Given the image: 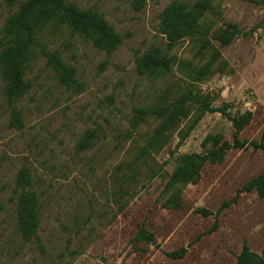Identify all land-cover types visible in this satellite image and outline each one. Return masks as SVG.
Here are the masks:
<instances>
[{
	"label": "rangeland",
	"instance_id": "1",
	"mask_svg": "<svg viewBox=\"0 0 264 264\" xmlns=\"http://www.w3.org/2000/svg\"><path fill=\"white\" fill-rule=\"evenodd\" d=\"M68 1L103 14L122 44L107 56L83 37L59 36L52 48L76 69L82 89L66 90L38 60L26 75L30 88L16 105L21 129L11 126L0 77V264H235L244 242L264 257V198L255 191L239 193L264 172L263 150H229L222 162L202 168L196 184L182 188L179 208L164 207L170 195L164 188L180 156L204 154L207 135L221 134L232 142L226 116L206 113L178 147L174 134L158 153L137 157L156 124L147 118L132 128L134 111L170 103L190 82L178 66H202L208 60L185 39L170 51L175 63L168 75L138 73L136 59L151 46L166 45L159 16L174 0H141L139 9L136 0ZM13 10L0 0V36ZM227 24L236 25L240 34L221 47L213 35ZM201 25L225 66L194 89L211 95L213 107H228L231 116L250 111L252 119L239 139L259 142L264 6L255 0H218ZM87 130L96 138L78 152L76 144ZM23 168L39 199L38 244L25 242L16 226V178ZM141 229L153 240H136ZM181 249L183 257L170 256Z\"/></svg>",
	"mask_w": 264,
	"mask_h": 264
},
{
	"label": "trees",
	"instance_id": "2",
	"mask_svg": "<svg viewBox=\"0 0 264 264\" xmlns=\"http://www.w3.org/2000/svg\"><path fill=\"white\" fill-rule=\"evenodd\" d=\"M2 1L14 10L5 19L1 30L0 77L4 82V96L10 108L11 126L21 129V115L16 105L30 88L26 75L38 60L45 62V66L53 72L56 80L66 90L79 92L82 89V85L77 81L76 69L63 60L59 48H52L59 36L66 34L69 37H83L107 56L122 44V36L107 23L103 14L89 8H81L68 0ZM216 1L218 0L170 2L159 16L158 31L165 39V47L151 46L136 59V68L140 75L163 78L171 72L175 63V58L170 52L175 44L190 39L196 44L199 56L208 55V60L202 66L191 62H183L178 66L190 82L182 87L181 92L170 103L134 111L132 128H137L147 118H151L156 124L145 138V143L137 154L138 158L158 153L174 134L180 139L178 147L206 113L218 112L226 116L233 129L232 142L226 141L221 134L207 135L202 142V147L206 148L204 154H184L178 158L164 188V191L170 194L164 203L166 208H179L178 199L182 188L196 184L202 168L207 164L222 162L229 150L252 146L255 150L264 151V131L259 142L239 139V134L252 119L250 111L231 116L227 112L228 107H213L211 95L194 89L215 72H222L225 66L220 60V53L207 39L208 29H201V21L212 11ZM255 2L264 6V0ZM141 4V0L133 3L136 9H139ZM239 34L236 25L227 24L225 28L218 29L213 37L221 47H226ZM182 120H185L184 127H181ZM95 138V132L87 130L77 142L76 150L82 152L89 149ZM16 186L19 190L16 204L17 229L25 242L38 244L39 199L29 189L31 178L27 169L19 171ZM252 191H255L259 198H264V172L245 183L239 193ZM236 200L237 197L231 202L235 203ZM200 212L208 214L204 210ZM136 240L150 242L153 236L141 229ZM184 253L185 250L181 249L170 256L178 259L183 257ZM235 264H264V257L250 250L244 242Z\"/></svg>",
	"mask_w": 264,
	"mask_h": 264
}]
</instances>
